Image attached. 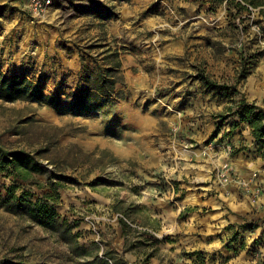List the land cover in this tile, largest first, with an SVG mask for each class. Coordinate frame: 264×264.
Instances as JSON below:
<instances>
[{"label": "rangeland", "instance_id": "1", "mask_svg": "<svg viewBox=\"0 0 264 264\" xmlns=\"http://www.w3.org/2000/svg\"><path fill=\"white\" fill-rule=\"evenodd\" d=\"M216 5L50 0L33 23L22 6L0 0V69L48 96L0 99L2 143L34 149L52 134L59 148L45 157L79 153L87 162L79 177L101 179L60 189L57 210L84 255L0 206V264H264V145L229 110L246 99L264 111V17ZM106 43L123 60L119 97L79 100ZM241 53L249 71L236 83ZM200 71L235 89L208 92ZM11 181L0 172V192Z\"/></svg>", "mask_w": 264, "mask_h": 264}, {"label": "trees", "instance_id": "2", "mask_svg": "<svg viewBox=\"0 0 264 264\" xmlns=\"http://www.w3.org/2000/svg\"><path fill=\"white\" fill-rule=\"evenodd\" d=\"M213 4L221 5L226 2L228 6L234 5L238 12L250 11L251 8H259L260 14L264 17V0H210ZM216 6H212L216 7ZM93 10L99 13L100 7L93 2ZM110 11L101 15L103 20L109 17ZM111 17V16H110ZM103 51L98 57L103 63L99 64L96 72L90 73V85L83 90L84 94L79 97L87 103L107 102L114 104L119 97L117 84H124L122 71L123 60L120 50L112 43L101 46ZM83 63H84V59ZM241 53L240 62L243 63L238 73L236 83L245 79L248 62ZM85 71L88 72L86 65ZM208 92L215 94H229L235 86L221 83L205 75L203 71L197 75ZM0 99L25 101H38L46 103L48 96L36 89L34 83L18 74L7 75L0 69ZM235 108V109H234ZM232 113H241L242 120L246 121L254 136V141L264 145V111L254 103L246 99L237 102L235 107L230 106ZM38 144V145H37ZM34 149L23 147L7 146L0 139V172L5 177L11 178V184L5 192H0V206L6 211L21 214L33 223L40 225L45 230L55 234L61 241L67 243L72 252L77 256L85 254V248L77 240L78 234L74 233L72 225L66 217H63L57 210L60 203V189L64 188L67 182H88L91 185L100 182V177L87 181L89 177H79V168L86 165V161H79V153H71V161H60L66 154L60 151L57 159L47 158L44 155L59 148L57 139L53 135L45 137L38 142ZM35 145V144H34ZM33 146V145H32ZM59 160V161H56ZM65 160V159H64ZM92 168V167H91ZM76 264H107L106 261L95 258L94 260L76 261Z\"/></svg>", "mask_w": 264, "mask_h": 264}, {"label": "built area", "instance_id": "3", "mask_svg": "<svg viewBox=\"0 0 264 264\" xmlns=\"http://www.w3.org/2000/svg\"><path fill=\"white\" fill-rule=\"evenodd\" d=\"M16 2L18 5L22 6L26 11L30 13V19L34 23V21L41 19L46 13L50 4V0H11ZM231 151V146H227V152ZM226 172L230 170V168L226 167ZM254 176L257 173L253 174Z\"/></svg>", "mask_w": 264, "mask_h": 264}, {"label": "crops", "instance_id": "4", "mask_svg": "<svg viewBox=\"0 0 264 264\" xmlns=\"http://www.w3.org/2000/svg\"><path fill=\"white\" fill-rule=\"evenodd\" d=\"M250 135H251V134H250ZM249 138H250V140H252V138H253L252 135L249 136ZM235 161H243V160H242V159H240V160H239V159H237V160L235 159Z\"/></svg>", "mask_w": 264, "mask_h": 264}]
</instances>
